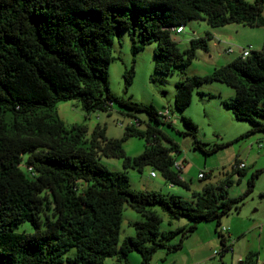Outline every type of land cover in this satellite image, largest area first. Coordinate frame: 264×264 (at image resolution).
I'll return each instance as SVG.
<instances>
[{
  "label": "trees",
  "instance_id": "obj_1",
  "mask_svg": "<svg viewBox=\"0 0 264 264\" xmlns=\"http://www.w3.org/2000/svg\"><path fill=\"white\" fill-rule=\"evenodd\" d=\"M263 1L0 0V264H102L106 257H115L119 264L133 251L145 264L178 231L186 236L200 220H213L217 229L222 215L237 211L257 172L249 176L239 197L227 196L230 179L192 192L190 200L131 190L125 170L141 171L144 166L158 170L170 184L189 188L173 170L172 147L161 143L170 139L160 126L171 123L163 122L151 104L113 95L108 65L113 60V39L127 31L132 58L122 72L124 90L134 75V56L146 44H156L153 73H172L187 65L197 49H207L209 35L190 38L188 47L180 51L169 28L200 17L212 27L231 22L264 26ZM208 81L233 88L234 94L220 102L236 120L250 124L239 137L264 132V49L235 57L209 75L176 81L174 109L183 111L194 88ZM70 99L86 113L108 111L113 103L130 117L144 112L145 128H137L140 121L134 118L122 137L107 138L99 125L89 135L84 124L66 127L55 106ZM181 120L194 147L204 153L217 148H201L196 125L188 117ZM129 136L141 137L145 143L142 152L132 157L122 147ZM102 156L120 158L123 171L109 170L100 161ZM238 164L235 161L232 170L241 175ZM125 203L143 219L133 221L134 235L119 242ZM154 207L170 219L186 217L191 224L161 231ZM23 222L29 223L31 232L15 230ZM217 235L221 250L231 249L220 231ZM179 247L180 242L167 245L172 250ZM252 257L249 253L240 263L254 264Z\"/></svg>",
  "mask_w": 264,
  "mask_h": 264
},
{
  "label": "rangeland",
  "instance_id": "obj_2",
  "mask_svg": "<svg viewBox=\"0 0 264 264\" xmlns=\"http://www.w3.org/2000/svg\"><path fill=\"white\" fill-rule=\"evenodd\" d=\"M253 2L254 0H246ZM261 15L264 17V1ZM208 34V47L206 50L197 49L195 57L181 69L169 74L153 73V48L155 42L146 44L134 56V75L126 90L123 87L122 72L131 63L130 40L127 31H122L113 39L111 54L113 60L108 65V87L113 95L129 98L132 101L145 105H153L156 109H169V115L174 122L160 126L161 131L170 139V142L161 139L169 150L170 156L182 162L179 171L188 184L189 189L170 184L161 173L144 166L141 171L127 168L129 187L133 191H156L163 195L175 194L190 200L192 192H201L204 186L216 187L220 182L230 179L226 187L229 197H239L244 194L249 176L257 172L250 192L243 195L239 202V209H231L219 219L215 229L213 220H200L195 228L186 236L181 231L164 240L158 246L145 264H239L246 256L253 254L254 264H264V132H255L248 136L239 137L249 129L246 121L236 120L231 112L226 109L220 100L226 94H234L232 87L219 82H203L192 91L191 101L186 108L179 112L173 107L174 83L181 78L191 76H205L212 73L214 68L226 64L239 51V47L252 45L255 50H260L264 45V26H248L239 22H231L222 26L212 27L203 17L190 19L183 26V31L174 36L179 37L177 48L182 51L188 47V40L194 36ZM228 36L230 37L228 39ZM232 52H226L227 46ZM150 76L153 80H150ZM209 95H213L210 96ZM55 111L66 127L73 124H84L87 135L99 125L105 128L107 138H120L124 127L140 121L139 129L145 128L147 120L144 112H134L130 117L125 114V109L113 103L111 108L94 110L86 113L81 109L77 100L70 99L58 102ZM188 117L196 125V138L203 143L200 147L208 149L217 148L209 153H204L199 147H194L192 137L184 134L186 127L181 117ZM144 139L137 136L127 137L123 144L126 155L132 157L140 154L144 148ZM176 145V150L173 146ZM100 161L111 171H123L120 158L101 157ZM243 163V174L238 175L232 170L234 162ZM174 170V169H173ZM155 176L151 177L150 172ZM204 173V178H199V173ZM160 217L159 230H175L186 227L191 221L186 217L170 219L158 207L153 208ZM141 214L130 208L126 203L121 210V223L119 229V242L125 236L134 235L131 223L142 220ZM223 228V229H222ZM17 232H31L32 227L28 222H23L15 229ZM220 231L225 238L226 245L231 246V251H222L217 235ZM180 242V247L172 250L167 245ZM73 250L69 252L71 254ZM61 264H66L62 262ZM102 264H117L115 257L103 258ZM119 264H142L137 252H130L126 261Z\"/></svg>",
  "mask_w": 264,
  "mask_h": 264
},
{
  "label": "built area",
  "instance_id": "obj_3",
  "mask_svg": "<svg viewBox=\"0 0 264 264\" xmlns=\"http://www.w3.org/2000/svg\"><path fill=\"white\" fill-rule=\"evenodd\" d=\"M182 31H183V26L182 25L169 28V32L172 33L173 35L174 34H179ZM252 50H253L252 46H249V45L247 47H239V51H240V55L239 56L242 57V58L247 57ZM226 52H232V49L230 47H228L226 49ZM158 116L165 123H171L172 124L174 122V120L169 115V109L167 107L162 109V110H158ZM182 167H183L182 162H179V161H174L173 162V169L175 171H181ZM242 167H243V163H239L237 165L238 169H240ZM150 176L154 177L155 176V172L151 171L150 172ZM201 176H202V173L199 174V177H201ZM227 250L231 251V249H228V248H227Z\"/></svg>",
  "mask_w": 264,
  "mask_h": 264
},
{
  "label": "crops",
  "instance_id": "obj_4",
  "mask_svg": "<svg viewBox=\"0 0 264 264\" xmlns=\"http://www.w3.org/2000/svg\"><path fill=\"white\" fill-rule=\"evenodd\" d=\"M194 37H196V36H194ZM229 38H230V37L228 36V39H229ZM248 45H249V46H252V45H250V44H248ZM248 45H247V46H248ZM229 46H230V45H228L227 48H228ZM227 48H226V49H227ZM252 48H253V50H255V48H254L253 46H252ZM153 49H154V48H153ZM262 49H264V45H262V47H261L260 50H262ZM239 55H240V51H238L237 54H236L232 59H234L235 57H238ZM232 59H231V60H232ZM231 60H230V61H231ZM228 62H229V61H228ZM229 96H232V95H231V94H226V96L223 97V98H226V97H229ZM175 161H177V160H175ZM199 174H200V173H199ZM199 174H198V177H199ZM199 178H201V177H199ZM180 179H181V180H184L182 177H180Z\"/></svg>",
  "mask_w": 264,
  "mask_h": 264
},
{
  "label": "water",
  "instance_id": "obj_5",
  "mask_svg": "<svg viewBox=\"0 0 264 264\" xmlns=\"http://www.w3.org/2000/svg\"><path fill=\"white\" fill-rule=\"evenodd\" d=\"M170 37L175 42L179 40V37H177V36L171 35ZM239 264H241V263H239Z\"/></svg>",
  "mask_w": 264,
  "mask_h": 264
}]
</instances>
